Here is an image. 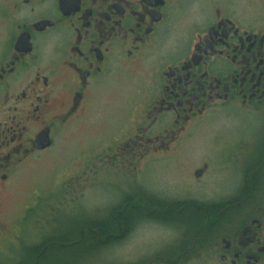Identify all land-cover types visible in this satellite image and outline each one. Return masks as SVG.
Masks as SVG:
<instances>
[{
  "label": "flooded vegetation",
  "instance_id": "1",
  "mask_svg": "<svg viewBox=\"0 0 264 264\" xmlns=\"http://www.w3.org/2000/svg\"><path fill=\"white\" fill-rule=\"evenodd\" d=\"M89 109L84 170L119 198L60 245L127 255L149 224L125 264H264V0H0V190Z\"/></svg>",
  "mask_w": 264,
  "mask_h": 264
},
{
  "label": "rangeland",
  "instance_id": "2",
  "mask_svg": "<svg viewBox=\"0 0 264 264\" xmlns=\"http://www.w3.org/2000/svg\"><path fill=\"white\" fill-rule=\"evenodd\" d=\"M104 113L111 124H115L121 115V112L110 110H104ZM102 116L100 113L96 122L90 109L78 114L61 130L54 147L25 163L0 190V264L27 261L29 249L46 239L63 235L76 237L82 222L106 216L105 205L92 207L95 201H117L119 195L112 188L101 183L90 187L94 178L84 170L90 163L89 157H85L99 140L97 132L104 127L100 122ZM165 168L163 165V178L167 174ZM148 179L157 182L152 176ZM217 183L222 186L224 181L220 177ZM207 192V196L218 195L213 190ZM151 228L152 225L143 224L131 234L130 242H127V248L131 245V254L127 251L126 255L123 251L126 242L95 245L97 248L82 246L81 242L63 247V260L59 264L137 262L143 256L140 241L146 234L152 237ZM88 242L91 241L88 239Z\"/></svg>",
  "mask_w": 264,
  "mask_h": 264
},
{
  "label": "trees",
  "instance_id": "3",
  "mask_svg": "<svg viewBox=\"0 0 264 264\" xmlns=\"http://www.w3.org/2000/svg\"><path fill=\"white\" fill-rule=\"evenodd\" d=\"M185 215L186 216H195V217H198L199 216V213H198V210L197 209H191V211L190 212H187ZM112 229H114V227ZM76 237H74V236L72 237V236H68V235H63V236H61L59 238L46 239V240L40 242L38 245H34L33 247H31L29 249L28 255L31 258L29 260V262H28V260L25 261V262L21 261L20 264H34V262L36 260V255L39 252H41L43 249H45V248L57 250V251L54 252V254L56 256L54 257V263H52V264H59L63 260V258H62V255H63L62 252L64 250L63 247H68V246L67 245H65V246L63 245L62 246L58 242H60V243L73 242V241L76 240ZM87 241L88 240L83 241V243L81 245L82 246L83 245L84 246H92V242L86 243ZM77 244H79V243H77ZM73 245H76V244H73ZM69 246H71V245H69ZM40 262H41V260H40Z\"/></svg>",
  "mask_w": 264,
  "mask_h": 264
},
{
  "label": "water",
  "instance_id": "4",
  "mask_svg": "<svg viewBox=\"0 0 264 264\" xmlns=\"http://www.w3.org/2000/svg\"><path fill=\"white\" fill-rule=\"evenodd\" d=\"M50 141H46V140H43L42 144H41V147H45L47 145H50ZM37 264V263H36Z\"/></svg>",
  "mask_w": 264,
  "mask_h": 264
}]
</instances>
